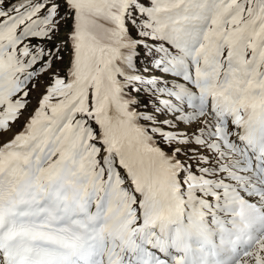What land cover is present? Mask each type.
<instances>
[{"label":"snow or ice","instance_id":"snow-or-ice-1","mask_svg":"<svg viewBox=\"0 0 264 264\" xmlns=\"http://www.w3.org/2000/svg\"><path fill=\"white\" fill-rule=\"evenodd\" d=\"M0 264H264V0H0Z\"/></svg>","mask_w":264,"mask_h":264}]
</instances>
